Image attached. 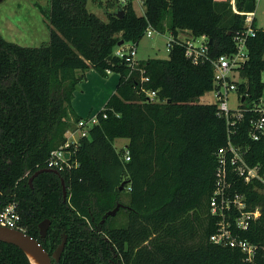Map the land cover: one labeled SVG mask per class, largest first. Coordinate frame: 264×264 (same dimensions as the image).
Masks as SVG:
<instances>
[{
    "label": "trees",
    "instance_id": "16d2710c",
    "mask_svg": "<svg viewBox=\"0 0 264 264\" xmlns=\"http://www.w3.org/2000/svg\"><path fill=\"white\" fill-rule=\"evenodd\" d=\"M256 1L235 0V6L255 12ZM49 3L46 44L25 46L0 35V208L16 203L22 230L50 255L66 236L53 264H264L262 255L247 262L238 250L209 240L216 230L208 208L215 153L226 142L217 106L197 102L213 88L211 64L192 63L185 46L172 40L168 58L138 61L142 72L130 71L127 61L114 55L119 45L136 46L148 25L157 32L167 29L173 38L181 30L204 35L210 56L230 53L244 15L235 13L229 0H143L142 15L129 1L104 21L87 10V0ZM248 49L237 91L245 102H258L264 29L248 40ZM89 68L102 76L110 70L118 80L96 112L99 122L69 147L66 161L72 166L58 170L66 186L63 200L55 173L42 172L31 185L28 179L46 168L71 121L80 119L70 101ZM141 75L148 81L141 82ZM141 88L154 90L157 100L149 101ZM239 129L250 145L249 163L264 166V139L250 141L246 121ZM116 138L128 139L126 146L116 149ZM117 205L115 215L102 223ZM120 212L125 221L117 224ZM44 219L50 224L41 239L38 224ZM255 227L242 235L261 241L262 220ZM0 264L30 262L20 248L0 241Z\"/></svg>",
    "mask_w": 264,
    "mask_h": 264
},
{
    "label": "built area",
    "instance_id": "2783aa9c",
    "mask_svg": "<svg viewBox=\"0 0 264 264\" xmlns=\"http://www.w3.org/2000/svg\"><path fill=\"white\" fill-rule=\"evenodd\" d=\"M143 5V0H118L119 5L127 2ZM235 13L244 15L242 29L233 36L234 50L216 57L210 56L208 40L204 35L194 37L189 31L181 30L174 41L185 46V56L192 63L208 61L212 66L213 96L217 106V115L226 124V142L215 153L216 166L214 182L209 197V214L216 220V230L210 235L212 243L238 250L245 261L253 262L258 255L264 256V235L261 241H250L242 234L253 229L261 220L264 223V166L261 163L250 164L247 160L250 145L242 140L244 133L239 129L243 121L247 123V136L250 141L264 139V105L258 102H245V95L237 91L238 84L244 81L240 69L249 59L248 40L255 37L261 29L257 26L255 12H241L236 9L235 0H229ZM263 30V29H262ZM155 30L148 25L144 35L151 37ZM188 33V34H187ZM180 35V36H179ZM114 55L124 58L132 70L138 69L136 47L132 44L118 46ZM142 72V70H140ZM107 74L112 73L110 70ZM148 76L141 75L140 81H148ZM142 89V88H141ZM149 101H155L154 90L142 89ZM236 93L237 102L230 105V94ZM102 116L105 118L106 114ZM99 122L97 114L86 119L80 118L74 130H67L66 140L57 149L52 150L47 159V168L60 170L67 163L70 146H75L80 137L88 134V130ZM234 141V139H236ZM68 157H65V153ZM129 160L128 151L124 153ZM0 225L22 230L17 204L10 202L0 208ZM256 228V227H255ZM23 231V230H22Z\"/></svg>",
    "mask_w": 264,
    "mask_h": 264
},
{
    "label": "rangeland",
    "instance_id": "374dc122",
    "mask_svg": "<svg viewBox=\"0 0 264 264\" xmlns=\"http://www.w3.org/2000/svg\"><path fill=\"white\" fill-rule=\"evenodd\" d=\"M114 2L115 5L112 6L111 3ZM117 5H119L118 0H87L86 8L106 21L108 13L113 11ZM49 8V0H1L0 35L7 41L25 46L46 44L49 40ZM133 9L137 15H142L145 10L144 5L139 4H134ZM255 19L258 27L264 29V0L256 1ZM170 38L171 34L167 29L163 32L154 31L151 37L143 35L135 46L136 59L141 61L148 58H168L167 41ZM261 79L263 91L260 100L264 105V71ZM117 80L118 75L115 73L102 76L93 68L84 71L75 86L70 101L74 113L84 119L96 114L114 92ZM213 100V92L210 90L199 97L197 102L212 103ZM236 102V93L233 92L230 94V105L232 106ZM75 125L76 121H71L68 130H74ZM124 140V138H117L114 141L116 149L124 145ZM122 199L127 200L126 192ZM116 220L117 224L124 223V212L118 213Z\"/></svg>",
    "mask_w": 264,
    "mask_h": 264
},
{
    "label": "water",
    "instance_id": "95a60500",
    "mask_svg": "<svg viewBox=\"0 0 264 264\" xmlns=\"http://www.w3.org/2000/svg\"><path fill=\"white\" fill-rule=\"evenodd\" d=\"M1 1V0H0ZM117 16H122L123 11L121 8H118L117 11L115 12ZM121 43V42H120ZM65 157H68V153H65ZM42 172H52L55 173L56 175L59 176L60 183H61V189H62V196L63 200L66 199V186L65 182L62 177H60L58 170L51 169V168H42L37 171H35L28 179L29 184L31 185L32 180L34 177H36L38 174ZM124 182L121 183L120 189L122 188ZM120 205H117L113 210L107 212L103 219L102 223L105 221V219L108 216H113L119 209ZM50 222L49 219H44L38 224V231H39V236L41 239H44L46 236L47 228L49 226ZM0 241L8 244H12L20 248L25 255L27 256L30 264H32V261L29 257V253H32L39 261L40 264H53L52 259H54L55 263H58L61 252L64 248V245L66 243V236H63L62 241L60 244L55 248V250L52 252L50 255L44 248L43 246L39 243L37 239L34 237L28 235L22 230L19 229H14V228H9L6 226L0 225Z\"/></svg>",
    "mask_w": 264,
    "mask_h": 264
},
{
    "label": "bare ground",
    "instance_id": "6f19581e",
    "mask_svg": "<svg viewBox=\"0 0 264 264\" xmlns=\"http://www.w3.org/2000/svg\"><path fill=\"white\" fill-rule=\"evenodd\" d=\"M28 254H29V257H30V259L32 261V264H40L38 259L32 253L28 252Z\"/></svg>",
    "mask_w": 264,
    "mask_h": 264
},
{
    "label": "crops",
    "instance_id": "0c3cea01",
    "mask_svg": "<svg viewBox=\"0 0 264 264\" xmlns=\"http://www.w3.org/2000/svg\"><path fill=\"white\" fill-rule=\"evenodd\" d=\"M258 26V25H257ZM139 61V60H138ZM116 84V83H115ZM114 88H115V86H114ZM117 139V138H116ZM116 139H114V141L116 140ZM125 140H124V145L123 146H121V147H124V146H126V144H127V142H128V139H126V138H124ZM114 141H113V145H114ZM115 146V145H114ZM120 147V148H121ZM124 201V200H123Z\"/></svg>",
    "mask_w": 264,
    "mask_h": 264
}]
</instances>
